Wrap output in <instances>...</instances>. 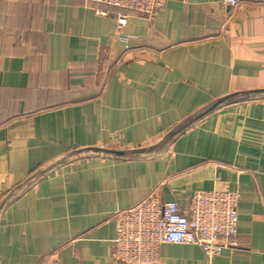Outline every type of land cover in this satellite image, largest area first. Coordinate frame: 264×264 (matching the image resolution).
Returning <instances> with one entry per match:
<instances>
[{
	"label": "crops",
	"instance_id": "1",
	"mask_svg": "<svg viewBox=\"0 0 264 264\" xmlns=\"http://www.w3.org/2000/svg\"><path fill=\"white\" fill-rule=\"evenodd\" d=\"M115 12L0 0V264H114L117 212L214 188L239 194L237 247L158 264H264V3L166 0L128 47ZM108 147L144 152L72 161Z\"/></svg>",
	"mask_w": 264,
	"mask_h": 264
},
{
	"label": "built area",
	"instance_id": "2",
	"mask_svg": "<svg viewBox=\"0 0 264 264\" xmlns=\"http://www.w3.org/2000/svg\"><path fill=\"white\" fill-rule=\"evenodd\" d=\"M116 10V36L128 47L124 32L131 12L154 16L166 0H86ZM264 0H220L224 6ZM100 14L108 11L96 10ZM239 194L228 189L198 190L190 195L187 209L176 199L161 200L156 192L137 205L115 214L117 230L114 264H158L162 244H194L211 259L224 249L237 247Z\"/></svg>",
	"mask_w": 264,
	"mask_h": 264
},
{
	"label": "rangeland",
	"instance_id": "3",
	"mask_svg": "<svg viewBox=\"0 0 264 264\" xmlns=\"http://www.w3.org/2000/svg\"><path fill=\"white\" fill-rule=\"evenodd\" d=\"M93 153L107 154V155L118 156V157H122V158H126V157L134 154L133 151H131V150H124V149H119V148H114V147L88 149V150L87 149H81V150L74 153V155H73L74 157H73L72 161H76V160H79L82 158H86L90 154H93Z\"/></svg>",
	"mask_w": 264,
	"mask_h": 264
},
{
	"label": "water",
	"instance_id": "4",
	"mask_svg": "<svg viewBox=\"0 0 264 264\" xmlns=\"http://www.w3.org/2000/svg\"><path fill=\"white\" fill-rule=\"evenodd\" d=\"M229 100H219V101H216L215 103H213L210 107H208V108H206L202 113H200L199 115V117H201V116H203V115H205L207 112H209V111H211V110H213V109H215V108H217V107H219V106H221V105H223V104H226V102H228ZM223 103V104H222ZM219 104V105H218ZM217 105V106H216ZM199 117H195V120L197 119V118H199ZM137 152H144L143 150H133V153H137Z\"/></svg>",
	"mask_w": 264,
	"mask_h": 264
}]
</instances>
